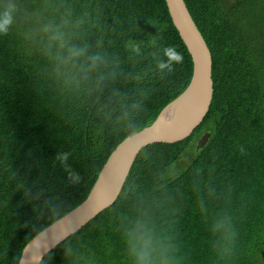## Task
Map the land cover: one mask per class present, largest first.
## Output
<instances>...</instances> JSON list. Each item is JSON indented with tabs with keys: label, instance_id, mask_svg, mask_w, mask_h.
Masks as SVG:
<instances>
[{
	"label": "trees",
	"instance_id": "1",
	"mask_svg": "<svg viewBox=\"0 0 264 264\" xmlns=\"http://www.w3.org/2000/svg\"><path fill=\"white\" fill-rule=\"evenodd\" d=\"M185 3L212 54L206 118L181 142L144 148L115 204L41 264H134L138 225L168 264H264V0ZM10 6L0 33V264H19L36 235L82 204L118 145L193 75L166 0H0V11ZM166 46L183 62L161 74Z\"/></svg>",
	"mask_w": 264,
	"mask_h": 264
},
{
	"label": "water",
	"instance_id": "2",
	"mask_svg": "<svg viewBox=\"0 0 264 264\" xmlns=\"http://www.w3.org/2000/svg\"><path fill=\"white\" fill-rule=\"evenodd\" d=\"M170 17L193 63L192 79L184 93L171 102L150 126L127 137L108 158L87 199L36 235L24 248L19 264H41L60 244L77 234L115 204L140 152L157 143H178L203 123L214 95L213 60L185 0H166ZM179 105L171 113L170 108ZM210 134L198 141V149Z\"/></svg>",
	"mask_w": 264,
	"mask_h": 264
},
{
	"label": "clouds",
	"instance_id": "3",
	"mask_svg": "<svg viewBox=\"0 0 264 264\" xmlns=\"http://www.w3.org/2000/svg\"><path fill=\"white\" fill-rule=\"evenodd\" d=\"M14 6L0 11V33H6L13 23ZM53 39H61L60 35H54ZM138 50V49H137ZM70 55L79 56L82 49L72 48L69 50ZM163 54L166 59H158L156 69L161 74L171 73L176 64L183 62V54L179 52L174 46H166L163 48ZM203 137V136H202ZM201 137V138H202ZM200 138V139H201ZM68 153L59 156L58 159L62 163L67 164ZM69 177L72 180H78L79 176L74 171H69ZM139 235L133 236V244L131 254L134 258V264H168L166 258H157L154 256L153 237L151 231L146 225H138Z\"/></svg>",
	"mask_w": 264,
	"mask_h": 264
},
{
	"label": "bare ground",
	"instance_id": "4",
	"mask_svg": "<svg viewBox=\"0 0 264 264\" xmlns=\"http://www.w3.org/2000/svg\"><path fill=\"white\" fill-rule=\"evenodd\" d=\"M179 105H176L175 107H173V108H170V110L168 111V112H172L173 110H175L177 107H178Z\"/></svg>",
	"mask_w": 264,
	"mask_h": 264
},
{
	"label": "flooded vegetation",
	"instance_id": "5",
	"mask_svg": "<svg viewBox=\"0 0 264 264\" xmlns=\"http://www.w3.org/2000/svg\"><path fill=\"white\" fill-rule=\"evenodd\" d=\"M200 140V139H199Z\"/></svg>",
	"mask_w": 264,
	"mask_h": 264
}]
</instances>
